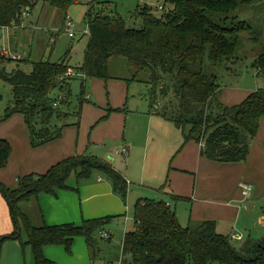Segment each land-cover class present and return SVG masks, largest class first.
<instances>
[{"label": "trees", "instance_id": "trees-1", "mask_svg": "<svg viewBox=\"0 0 264 264\" xmlns=\"http://www.w3.org/2000/svg\"><path fill=\"white\" fill-rule=\"evenodd\" d=\"M46 1L67 7L75 0ZM238 1L249 3L251 0H165L173 9L156 15L149 6L142 7L134 14L135 20L141 22L138 27L130 25L113 8L90 11L89 42L79 69L86 77L109 78L110 57H127L136 73L149 71L153 95L159 92L165 96L172 91L178 97L177 112L171 120L182 130L181 146L195 141L201 145V154L212 161L244 162L249 154L246 135L257 133L264 116V90L250 92L239 103L224 105L219 100L220 85L203 70L208 48L213 60L232 55L239 31L248 27L242 21L234 26L219 24L208 12L233 11ZM31 3L32 0H0V26L17 24ZM161 6L164 10L165 6ZM11 60L0 55L2 65ZM263 60L260 58L258 63ZM72 68L68 62L50 60L32 62L28 71L18 65L10 70L1 66L0 78L10 84L15 94V104L6 116L23 115L32 146L62 135V127H40L37 119L58 112L52 92L66 89L68 77L62 80L59 77ZM165 76L170 83H161ZM11 151L10 143L0 139V167L8 164ZM94 171L105 176L124 201L127 199L129 182L125 176L111 162L86 154L65 157L44 173L25 174L18 178L14 189L0 181V192L7 200L15 225L12 233L0 236V248L4 240L18 239L22 246L33 248L36 264H56L44 256L43 247L61 244L71 252L76 236H83L95 250V234L104 229L111 216L84 219L79 224L35 226L19 207L42 192L56 194L58 189L68 188L71 175L79 182L92 176ZM133 221L122 241L119 264H264V237L236 245L230 234L218 232L213 220L182 225L177 211L164 201L137 199L133 205ZM22 229L28 236L26 241L22 240Z\"/></svg>", "mask_w": 264, "mask_h": 264}, {"label": "rangeland", "instance_id": "rangeland-1", "mask_svg": "<svg viewBox=\"0 0 264 264\" xmlns=\"http://www.w3.org/2000/svg\"><path fill=\"white\" fill-rule=\"evenodd\" d=\"M91 3L94 6H91ZM160 5L165 6L164 10L159 8ZM144 6H149L156 15L173 9V5L165 0H75L67 7L54 6L46 0H32L30 8L21 13L17 24L0 26V49L9 53L5 57L19 55L18 59H12L3 65L0 63V68L4 66L10 70L17 64L28 71L32 68V62L39 60L65 61L73 67L71 70L74 73L68 77L66 89H56L52 92L53 97H65L57 106L58 112L49 117L40 116L37 119L38 125L51 129L62 127L63 133L66 131L76 144L79 143V150L84 144L81 153L111 162L128 180L130 188H145L144 192H135V189L125 201L123 200L126 206V220L125 217L119 220L110 219L105 224L102 231L110 232V239L103 237L102 231L97 232L94 250L87 247L84 238L80 236L79 239L84 241V246L87 247L86 255L90 259L87 260L88 264L120 263L122 241L125 231L133 226V204L138 197L169 202L179 216L183 213V216L179 217L183 225L188 224L192 206L209 198L224 202L236 201L241 207L250 205L252 211L260 210L261 205L258 203L264 199V153L260 150L264 147V116L260 119L257 133L254 136L246 135L249 154L245 162H211L209 177L203 178V165L199 175L192 170L187 171L190 179L187 195L191 198L194 194V199H190L189 203L176 201L169 189V184L172 186V183L168 180L169 173L164 171L166 166L150 164L148 159L151 152H157L161 148L166 150L177 137L183 141L182 130L171 120L177 112L178 97L172 91L165 96L159 92L153 95L149 71L146 69L136 73L135 67L122 55L110 57L109 78L86 77L79 69L89 42L87 17L90 11L113 8L127 19L130 25L138 27L141 22L135 20L134 14ZM66 14L73 18L74 37H70L64 28ZM208 16L219 24L234 26L242 21L248 26L239 31L238 43L232 55L213 60L209 48L205 53L203 70L214 76L220 85L219 100L224 105H232L243 101L250 92L264 90V60L258 63L260 58L264 59V0H251L249 3L238 1L235 10L227 13L209 11ZM59 78L62 80L65 77ZM161 83H170V79L165 76L161 78ZM14 104L15 94L12 87L0 78V139L7 140L5 137L9 133L6 132L8 129L15 130L14 132L26 129L30 137L22 114L15 113V118L12 119V115L6 116L8 109ZM161 125L172 128L169 132L162 131ZM131 138L134 139L137 149L133 152L132 162L126 154H118V149L124 147V144L131 145ZM7 141L11 147L13 145L15 154L17 150L13 141ZM230 165H236L237 168L233 169ZM247 165L248 170L245 171ZM98 176L103 175L94 171L92 176L85 180ZM103 178L106 179L105 176ZM242 183L251 185L250 197L243 199L248 202L231 199V195L237 190L242 192ZM19 207L23 211L26 210L23 203H20ZM27 208L30 210L31 207ZM244 213L242 212V217ZM34 220L35 215L32 222L36 226L38 223ZM228 223L230 224L231 220ZM233 224L234 222L229 227ZM234 228L242 234L247 230L245 241L250 237V230L259 232L256 240L264 237V228L256 224L253 218L247 223L243 217ZM251 236L255 235L251 233ZM244 240L234 239L233 242L239 245L245 242ZM83 243L80 244L81 248ZM65 251L66 255L71 254ZM79 255L80 253L77 254Z\"/></svg>", "mask_w": 264, "mask_h": 264}, {"label": "crops", "instance_id": "crops-1", "mask_svg": "<svg viewBox=\"0 0 264 264\" xmlns=\"http://www.w3.org/2000/svg\"><path fill=\"white\" fill-rule=\"evenodd\" d=\"M115 107L117 108L118 106ZM13 116L14 115H12L10 119L15 118V116ZM16 116L18 115L16 114ZM119 127L120 126H118V128ZM160 128L162 131L169 132L172 127H162L161 125ZM25 130L22 129L21 132H14L15 130L13 131L11 129L6 130V132L9 133H7V137L5 138L10 142L13 141L17 152L14 154L13 148L8 164L5 167H0V181L11 189L18 186V178L22 175L28 173H44L51 167V165L65 157L76 154L83 155L81 152L84 144H82L79 150V143L76 144L67 135L66 131H64V133L62 132V135L57 139L39 146H32L30 137ZM116 135H118V133ZM182 143L183 141L180 139L178 140L177 137L174 142L167 146L166 150L161 148L157 152H151L148 162L153 165L155 164L156 166L157 164H160L161 166L165 165L166 167L164 171L169 173L168 180L172 183V186L169 184V189L172 191V197L176 201L180 200L189 203L190 199L193 200L195 195L193 194L191 198L187 195L189 189L187 184L190 185V179L189 174L186 172L192 170L199 175L201 166L203 165L202 178L209 177L208 169L210 163L219 161H212L203 156L201 154V145L195 141H190L181 146ZM127 145L128 144H124L125 147H128V153L119 151L118 154H126V156H129L128 159L132 162L133 152L137 150L134 139L131 138V145ZM260 150L264 153V147H261ZM230 166L233 169L237 168L236 165ZM246 170H248V165L245 168V171ZM14 178L16 180L15 182ZM165 184H167V182ZM240 188L242 189V192L239 193L237 190L233 196L231 195V199L248 202L243 199H248L251 191L246 195L243 193L242 186ZM135 189H137L135 192H144L145 190L143 187L130 188L129 185L127 198ZM195 190L196 188L193 191L195 192ZM204 191L209 192L206 189H204ZM175 197L181 198L177 200ZM139 198L142 197H138V199ZM210 199L212 198L195 203L192 206V213L189 215L190 218H188V223L200 220H213L216 222L218 232L230 234L232 241L234 240L232 235L235 233L241 234L243 240L244 237H246L247 230L242 234L234 228V225L240 223V220H242L243 217L247 223L253 218L256 224L262 226V229L264 228V215L262 213L264 199L258 203L259 206L261 205L260 210L254 209L253 211L251 210L250 205H244L241 207L236 201L224 202V200H217L216 198L215 200ZM23 204H25L26 210L22 211L28 216L32 224L33 216L35 215L34 221L38 223L36 226H40L43 223L50 225L79 223L84 219L106 216H111L112 218L110 219L113 220H119L120 218L125 217L126 220V206L123 204V199L113 190L111 182L108 179L103 178V176H98L97 178L89 180L84 179L78 182L75 175H71L68 179V188L58 189L56 194L42 192L38 194L36 198H33L28 202H23ZM169 205L171 206L170 203ZM27 206L31 207V211L28 210ZM242 212H245L243 217ZM181 215L183 216V213L180 214V216ZM180 216L178 214V218ZM230 220V224L234 222L231 228L228 223ZM14 229L15 225L12 220L9 205L4 195L0 192V236L8 235L12 233ZM128 230L130 229H127L125 233ZM251 233L255 236H251ZM257 233L253 232V230L251 232L250 230V237L248 239L256 240L255 237ZM111 235L112 234H110L109 239L111 238ZM21 237L24 241L28 238L24 229L21 230ZM79 238L80 236L74 237L71 246L72 251L69 256L66 255L65 246L61 244L45 245L43 247V254L47 259L56 264H88L87 260L89 258L86 253L87 247L89 246L84 237L87 247L84 246V241H81ZM81 243H83V248H81ZM77 246L79 247L77 248ZM79 253L80 255L77 256ZM0 264H36L33 248L30 245L22 246L18 239H6L2 242L0 248Z\"/></svg>", "mask_w": 264, "mask_h": 264}, {"label": "built area", "instance_id": "built-area-1", "mask_svg": "<svg viewBox=\"0 0 264 264\" xmlns=\"http://www.w3.org/2000/svg\"><path fill=\"white\" fill-rule=\"evenodd\" d=\"M92 1H94V0H92ZM95 1H96V0H95ZM159 7L162 8L161 5H160ZM73 26H74L73 18H72L70 15L66 14V15H65V18H64V28H65V30L68 32V35H69L70 37L74 36V33H73ZM8 54H9V53H8L7 50H5V49H0V55L5 56V55H8ZM9 57L12 58V59H18V58H19V55H14V54H12V55H10ZM73 73H74L73 70H68V71L64 74V77H70V76L73 75ZM62 98L64 99L65 97H61V96L56 97L55 100L53 101V105H54L55 107H57V106L62 102V100H63ZM120 150H121V152H123V153H128V147H125V146H124V147H122ZM120 150H118V152H119ZM241 186H242V188H243V193L246 194V195H248L249 192H250L251 185L248 184V183H242ZM167 204L169 205L168 202H167ZM101 235H102L103 237H105V238H109V237H110V233H108V231H102V232H101ZM232 238H234V239H236V240H240V239H242V235L239 234V233H235V234L232 235Z\"/></svg>", "mask_w": 264, "mask_h": 264}]
</instances>
